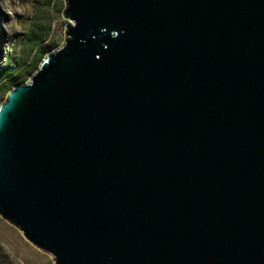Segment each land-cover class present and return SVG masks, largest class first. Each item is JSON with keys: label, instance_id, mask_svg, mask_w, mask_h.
Masks as SVG:
<instances>
[{"label": "water", "instance_id": "95a60500", "mask_svg": "<svg viewBox=\"0 0 264 264\" xmlns=\"http://www.w3.org/2000/svg\"><path fill=\"white\" fill-rule=\"evenodd\" d=\"M0 105V218L55 264H264V0H65Z\"/></svg>", "mask_w": 264, "mask_h": 264}, {"label": "rangeland", "instance_id": "374dc122", "mask_svg": "<svg viewBox=\"0 0 264 264\" xmlns=\"http://www.w3.org/2000/svg\"><path fill=\"white\" fill-rule=\"evenodd\" d=\"M25 3L31 5L30 14L17 15V19L25 27L24 32L8 37L0 26V71L12 67L23 56L26 51L28 33L33 23L36 27L40 24L45 28L50 27L47 40L54 44L55 48L65 42L69 24L63 17L66 8L65 0H21V4ZM9 19L0 10V22ZM6 43L12 47L11 53L5 52ZM0 264H55V261L52 255L32 245L16 226L0 218Z\"/></svg>", "mask_w": 264, "mask_h": 264}, {"label": "trees", "instance_id": "16d2710c", "mask_svg": "<svg viewBox=\"0 0 264 264\" xmlns=\"http://www.w3.org/2000/svg\"><path fill=\"white\" fill-rule=\"evenodd\" d=\"M51 1V0H50ZM50 27L33 23L28 33L24 54L12 67L0 71V105L9 91L17 84L24 83L39 68L47 53L55 49V45L47 40ZM26 56V57H25Z\"/></svg>", "mask_w": 264, "mask_h": 264}, {"label": "clouds", "instance_id": "9594fccd", "mask_svg": "<svg viewBox=\"0 0 264 264\" xmlns=\"http://www.w3.org/2000/svg\"><path fill=\"white\" fill-rule=\"evenodd\" d=\"M31 5L21 4V0H0V10L6 14L10 19L0 22L6 36L12 37L16 33H22L25 31V27L17 19V15L25 16L30 14ZM6 53L12 52V47L6 43L4 46Z\"/></svg>", "mask_w": 264, "mask_h": 264}]
</instances>
